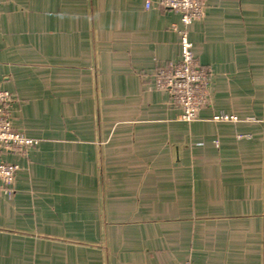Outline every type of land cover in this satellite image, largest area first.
<instances>
[{"label": "crops", "instance_id": "crops-1", "mask_svg": "<svg viewBox=\"0 0 264 264\" xmlns=\"http://www.w3.org/2000/svg\"><path fill=\"white\" fill-rule=\"evenodd\" d=\"M174 25L163 0H0V90L39 140L3 156L0 264H264V0L191 26L219 103L193 122L156 83Z\"/></svg>", "mask_w": 264, "mask_h": 264}, {"label": "built area", "instance_id": "built-area-1", "mask_svg": "<svg viewBox=\"0 0 264 264\" xmlns=\"http://www.w3.org/2000/svg\"><path fill=\"white\" fill-rule=\"evenodd\" d=\"M164 5L180 17V26L174 25L179 36L180 58L162 69L157 77V86L167 90L175 104L180 108L177 119L193 122L199 119L203 107L200 90L207 79L206 70L198 64L194 45L190 39V28L194 22L204 17L207 0H163ZM150 2L145 9L150 8ZM20 101L9 91L0 90V195L11 199L15 193L18 164L3 160L7 154L27 155L39 144L13 128L15 106ZM215 121L235 122L236 117L215 116ZM185 264H191L186 262Z\"/></svg>", "mask_w": 264, "mask_h": 264}, {"label": "rangeland", "instance_id": "rangeland-1", "mask_svg": "<svg viewBox=\"0 0 264 264\" xmlns=\"http://www.w3.org/2000/svg\"><path fill=\"white\" fill-rule=\"evenodd\" d=\"M204 69L207 72V79H206V82L203 83L202 88L200 90V97H201L202 102H203V107L201 109L202 112L206 111V110L212 111L215 109V107H217V104H219L218 100H217V96H216L217 95L216 86H215V77L216 76H214V74L211 70L209 71V69H206V68H204ZM221 110H222V112L225 113V115H226V113L227 114L228 113L233 114V113L228 112V111L226 112L225 109H221ZM221 115H224V114H221ZM221 115H216V116H221ZM227 116L238 118L235 115H233V116L227 115ZM213 117H215V116H213ZM80 176H81V174L79 173L78 174V180L79 181H80Z\"/></svg>", "mask_w": 264, "mask_h": 264}]
</instances>
